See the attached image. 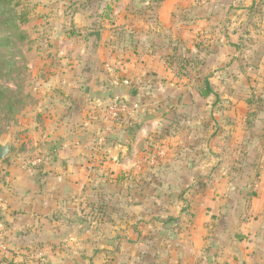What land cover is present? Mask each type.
I'll return each instance as SVG.
<instances>
[{
    "label": "rangeland",
    "instance_id": "374dc122",
    "mask_svg": "<svg viewBox=\"0 0 264 264\" xmlns=\"http://www.w3.org/2000/svg\"><path fill=\"white\" fill-rule=\"evenodd\" d=\"M136 1L20 0L26 41L0 19V42H5L0 50V139L10 141L15 157L19 154L29 164L48 155L35 144L46 142L45 132L54 122L48 89L61 70L117 64L121 54L127 55L118 51L138 27L162 36L166 47L139 56V61L144 58L141 65L166 69L164 90L146 103L135 101L139 110L118 122L121 130L138 132L119 142L128 147L118 159L123 176L137 182L139 201L149 200L134 222L146 230V212L156 218L168 210L171 199L181 198L180 219L186 217L194 231L227 227L245 243L230 248L232 263L246 264L244 255L253 254V241L241 230L250 225L249 232L261 231L257 246H264V0H152L143 7ZM103 53L109 56L106 61L99 57ZM152 116L159 123L149 125L140 137L143 119ZM105 121L112 130L115 124ZM39 130L44 135L36 142ZM8 160L13 163L15 158L1 163L4 172ZM175 176L181 178L176 191L171 189ZM167 193L172 195L167 198ZM206 211L212 216L204 221L201 214ZM76 220L82 225L93 219L81 215ZM5 229L1 241L8 237ZM147 230L132 234L139 242L136 258L172 264L163 240L167 232L157 225ZM70 235L73 245L67 248L24 251L28 261L91 264L88 258L96 257L89 246L107 248L96 241L89 244L88 239L97 237L80 229L62 240Z\"/></svg>",
    "mask_w": 264,
    "mask_h": 264
},
{
    "label": "crops",
    "instance_id": "0c3cea01",
    "mask_svg": "<svg viewBox=\"0 0 264 264\" xmlns=\"http://www.w3.org/2000/svg\"><path fill=\"white\" fill-rule=\"evenodd\" d=\"M130 35L129 41L118 51L127 55L121 54V59L114 62L117 64L99 63V68L94 65L67 67L51 81L48 104L54 122L45 132L46 142L41 141L42 130L35 133V141H41L35 144L37 149L52 156L49 163L29 164L23 156L15 157L12 146L7 158L15 160L5 162L6 172L1 164L4 160L0 162V224L8 231L6 240L0 242V264H31L24 251L41 247L50 250L67 248L69 244L73 245V236L62 239L79 229L97 237L92 241L88 239L89 244L96 241L98 246L107 247L89 246L94 248L96 257L88 258L91 264H95L92 263L95 259L103 260V264H157L146 263V257L137 259L139 242L132 239V234L134 237L148 228L153 231L155 225L167 232L163 240L168 245L172 264H233V253L229 254V250L242 247V238L236 240L227 227L190 229L186 217L180 219L181 198L171 199L168 210L156 218L152 212H146V230L138 228L134 222L143 204L147 206L149 200H138L137 182L131 176H123L125 168L118 159L128 151V147L119 142L138 132L127 131L128 128L121 130L118 123L111 130L105 121V107L117 95H123L131 102L142 100L146 103L151 95L156 97L164 90L162 83L168 72L162 66L141 65L144 58L139 61V56H150L166 47L161 43L162 36L144 32L141 27ZM105 54L99 56L104 58L103 61L109 57ZM125 81L130 85H125ZM158 123L159 119L154 116L144 118L140 137L146 135L149 125ZM180 179L178 176L172 179L171 189H179ZM171 195L169 193L167 198ZM81 215L93 220L78 225L76 219ZM201 215L204 221L212 216L207 211ZM148 217L151 219L147 220ZM211 221H214L213 217ZM194 224L197 225L196 221ZM247 229L241 231L253 241V257L244 255V261L246 264L264 263V246H257L261 231L252 233ZM144 245L151 250L148 243ZM51 254L57 255L56 252Z\"/></svg>",
    "mask_w": 264,
    "mask_h": 264
},
{
    "label": "built area",
    "instance_id": "2783aa9c",
    "mask_svg": "<svg viewBox=\"0 0 264 264\" xmlns=\"http://www.w3.org/2000/svg\"><path fill=\"white\" fill-rule=\"evenodd\" d=\"M125 85H130L129 81L124 82ZM140 108V104L136 102L128 101L123 96H116L106 107H105V118L114 124L118 123L122 117L133 115ZM52 159L50 154L38 157L33 165H42L49 163ZM5 235V227L0 224V242Z\"/></svg>",
    "mask_w": 264,
    "mask_h": 264
},
{
    "label": "trees",
    "instance_id": "16d2710c",
    "mask_svg": "<svg viewBox=\"0 0 264 264\" xmlns=\"http://www.w3.org/2000/svg\"><path fill=\"white\" fill-rule=\"evenodd\" d=\"M20 0H0V19L2 25L15 33L21 41H26L25 33L21 25H24L27 20L24 13L19 11ZM5 42H0V50Z\"/></svg>",
    "mask_w": 264,
    "mask_h": 264
},
{
    "label": "water",
    "instance_id": "95a60500",
    "mask_svg": "<svg viewBox=\"0 0 264 264\" xmlns=\"http://www.w3.org/2000/svg\"><path fill=\"white\" fill-rule=\"evenodd\" d=\"M152 0H138L137 6L143 7L149 5ZM206 92H203V96H206ZM11 153V143L10 141H1L0 139V162L5 160Z\"/></svg>",
    "mask_w": 264,
    "mask_h": 264
}]
</instances>
